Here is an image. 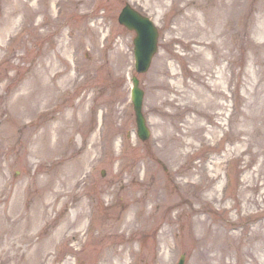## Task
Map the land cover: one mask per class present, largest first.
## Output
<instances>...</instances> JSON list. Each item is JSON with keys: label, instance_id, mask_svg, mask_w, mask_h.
Listing matches in <instances>:
<instances>
[{"label": "rangeland", "instance_id": "374dc122", "mask_svg": "<svg viewBox=\"0 0 264 264\" xmlns=\"http://www.w3.org/2000/svg\"><path fill=\"white\" fill-rule=\"evenodd\" d=\"M126 3L160 29L145 142ZM183 255L264 264V0H0V264Z\"/></svg>", "mask_w": 264, "mask_h": 264}, {"label": "water", "instance_id": "95a60500", "mask_svg": "<svg viewBox=\"0 0 264 264\" xmlns=\"http://www.w3.org/2000/svg\"><path fill=\"white\" fill-rule=\"evenodd\" d=\"M120 22L125 24L129 29H134L137 32V36L134 39L135 54H136V66L139 72H144L150 67L153 55L156 53L158 32L152 21L139 14L136 10L127 5L120 14ZM144 99V91L139 88V81L135 79L134 89V102L137 115V125L139 129V135L143 140L149 138L150 132L146 126V120L142 113V103ZM184 259L180 264H183Z\"/></svg>", "mask_w": 264, "mask_h": 264}, {"label": "bare ground", "instance_id": "6f19581e", "mask_svg": "<svg viewBox=\"0 0 264 264\" xmlns=\"http://www.w3.org/2000/svg\"><path fill=\"white\" fill-rule=\"evenodd\" d=\"M22 7H24L25 9H26V7H25V3L23 4V6ZM8 23V22H7ZM47 135V136H46ZM51 136H52V134L51 133H49L47 130L46 131H44V138L48 141V140H50V138H51ZM174 157H178L179 156V153L177 152V151H174ZM70 178L71 177H68V179L70 180ZM85 208H86V203L84 202V201H82V202H80L79 203V205H78V214L79 213H84V211H85ZM46 213V209H44L43 211H41V213H40V215H41V217H42V219L44 218V214ZM88 215H89V212L87 213V216L86 217H88ZM38 218V217H37ZM22 219V216H19L16 220L17 221H20ZM63 222H62V224H61V226L60 227H58L56 230H55V232L52 234V236H51V238L49 239V242H50V240L54 243V241H57L58 239H60L61 238V236H63V235H65L66 233H67V231L69 230V229H71V227H72V224H71V220H69L67 217L64 219V220H62ZM84 225V224H83ZM59 243V242H58ZM57 243V244H58ZM6 261V260H5Z\"/></svg>", "mask_w": 264, "mask_h": 264}]
</instances>
